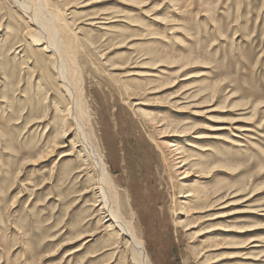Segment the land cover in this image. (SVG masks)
Returning a JSON list of instances; mask_svg holds the SVG:
<instances>
[{
	"label": "rangeland",
	"instance_id": "1",
	"mask_svg": "<svg viewBox=\"0 0 264 264\" xmlns=\"http://www.w3.org/2000/svg\"><path fill=\"white\" fill-rule=\"evenodd\" d=\"M46 1L72 31L75 86L117 187L135 200L150 264H264V0ZM28 25L0 0V264H138L84 194L80 154L61 156L73 145L35 161L67 99ZM170 143L194 159L198 184L234 203L193 216L189 231L176 225Z\"/></svg>",
	"mask_w": 264,
	"mask_h": 264
},
{
	"label": "bare ground",
	"instance_id": "2",
	"mask_svg": "<svg viewBox=\"0 0 264 264\" xmlns=\"http://www.w3.org/2000/svg\"><path fill=\"white\" fill-rule=\"evenodd\" d=\"M9 2L29 23L25 33L26 36L30 38V45L32 47H39V51L41 50L48 55L58 84L67 99V105L61 114L56 136L50 141L49 146L37 155L38 158H35V161H44L55 155L58 149L65 147L64 145L66 143H70V145L72 144V151L70 153H63L61 156L64 157L74 153L80 154L79 159L82 162V168L78 166L81 168L78 172L87 171L90 173L88 176L89 186L84 191V194L94 192L95 198L92 206L100 216L99 221L108 224V231L112 232L113 236H116L117 239L126 240L125 251L127 250L132 253L133 262L135 261L138 264H150L148 250L141 233L138 230L141 221L139 213L135 207V200L130 192L121 193L117 187L111 174L112 171L108 165L107 155L100 148L104 143V137L102 134L99 136L97 134L99 132H95L94 119L92 118L94 114L92 115L89 109L86 108L85 102H83V98L75 86L77 77H75L76 75L73 70V64H71L72 62L69 59L72 54V49L70 54V44H67L66 40H64L66 38L63 37L66 34L63 32L64 29H69V25L66 22L67 20H63V17L59 15L62 14L59 13L60 11H55L49 8V3L46 0H9ZM100 23L104 24L103 22ZM96 43H94V45H96ZM136 93L137 91L134 90L132 95H135ZM131 98L133 99L132 96ZM170 128L169 125H166L163 130L167 132ZM172 130L171 131L175 133L174 135L181 136H185V133L188 132L187 128L179 130L178 127H175L174 129L172 128ZM168 147L171 149L172 153L177 155L175 166H177L176 172L180 175L178 181H180L179 184L182 187L178 197L179 199L175 202L176 207H178V214L181 216L184 215L185 219L182 220L181 217L176 224L177 226L182 225L187 228L185 230L189 231L192 229V222H189V219L193 216L199 214L205 215L223 204L224 207H222V209L234 205V203L229 204V200H227L228 196L223 193V188H217L214 191H210L206 189L204 185L198 184L197 181H195L194 177L200 178L201 174H194L193 171L189 169L192 167L196 168L198 165L192 162L194 159L191 160V156H187L184 149L177 148L176 145L172 143H170ZM219 166L220 165L209 167V172L201 168H199V171H203L206 175L207 173L209 174L217 171L218 168H220ZM80 175H82V173H80ZM78 178H80V176ZM220 186L224 185L222 184ZM236 186L234 187L238 190L239 187L238 185ZM71 189L73 190V188ZM237 196L238 194L235 193L232 197L235 198ZM236 213L237 212L224 213L215 217H230ZM227 231L233 232L235 230L229 229ZM120 248L121 246H116L115 249L119 251Z\"/></svg>",
	"mask_w": 264,
	"mask_h": 264
}]
</instances>
